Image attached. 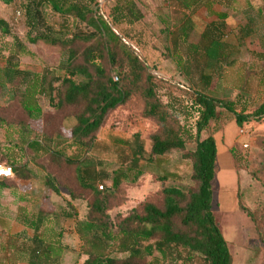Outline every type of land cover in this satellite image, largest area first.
Returning <instances> with one entry per match:
<instances>
[{
  "label": "trees",
  "instance_id": "16d2710c",
  "mask_svg": "<svg viewBox=\"0 0 264 264\" xmlns=\"http://www.w3.org/2000/svg\"><path fill=\"white\" fill-rule=\"evenodd\" d=\"M11 1L4 0L6 3ZM261 1L263 4L258 9L259 14L264 13V0ZM209 2L232 10L237 0L183 1L190 7L192 3L197 6ZM47 6L65 19L71 18L76 25H83L85 31L75 30L64 39L56 29H52L53 36L41 34L30 39L32 42L43 40L68 51V56L61 65L64 71L62 74L48 66L41 72L22 70L20 63L14 59L15 56L6 59V66L0 69L3 74V79L0 74V90L5 88V83L15 88L8 107H18L20 116L6 118L0 115V138L2 130L13 129L17 132L14 146L25 148L30 161L36 165H39L40 159L46 160L47 185L57 193L62 186L69 193L66 201L70 211L66 207L62 208L60 218L75 219L73 200H87L88 216L78 220L76 224V231L87 246L82 251L87 255L82 264H159L147 258L158 252L164 260H168L178 250L189 255L199 254L205 264H233L228 242L212 210V182L216 177L218 147L213 135L202 134L210 122L218 118L220 108L231 112L239 127L253 118L262 120L264 99L252 113H246V106L243 105L238 110L234 100L188 87L198 114L193 133L191 129L181 125L178 115L159 96L156 76L149 63L134 51L127 52L128 45L115 29L123 20L131 17L139 20L143 17L140 11H136L134 0H116L109 13L97 8L98 0H29L27 9L38 21L43 22ZM229 18L228 11L219 12L215 20L204 26L197 42L190 41L195 27L188 18L183 27L168 31V40L174 47L171 53L174 51L173 54L178 57L179 70L190 81H193V73L199 71L200 80L208 86L213 74L205 73V69L213 72L221 70L232 51L242 47L245 39L254 32L256 20L250 14L245 23L237 25V44H230L225 38L226 30L233 27ZM0 33L11 34L9 23L1 17ZM77 44L82 45L81 49H76ZM167 49L170 52L169 45ZM256 54L264 58V53ZM114 69L116 75L112 72ZM135 91H139L144 98V115L152 118L158 128L150 136L151 150L148 155L138 134L131 140H120L131 148L130 164L114 169L111 177L102 169V179L111 180V185L105 189L104 186L99 189L97 184L100 175L94 171L95 160L86 155L81 158L67 156L61 151L50 149L51 143L57 138L52 136L54 132H47L52 129L48 124L44 125L43 131L46 132L42 139L33 137L30 121L44 120L47 116L39 102V96L45 95L54 105V120L61 117L69 121L72 144L84 152L89 151L93 148L96 135L108 113L125 104ZM55 132H59L57 127ZM7 135L9 136V132ZM189 140L195 143V149L187 150ZM13 150L0 140V162L5 161L3 164L13 167L15 178L32 179L35 172L28 167V163L17 164V155ZM173 151H182V156L191 161V180L196 187L185 190L175 185L164 186L161 204L145 201L141 211L133 210L118 221L111 219L108 214L109 201L122 184L136 181L148 171L158 175L163 182L173 176L170 171L161 170L159 165H155L157 158ZM234 158L236 159L235 155ZM141 159L145 160L148 167L142 168L139 165ZM133 171L135 173L132 177ZM72 173L77 187L70 184V176H65ZM57 178L62 180L61 185ZM14 185L13 181L9 182L5 178L0 180L2 188ZM240 207L256 222L260 230L264 229L258 222L262 216L264 218V209L254 212L242 205ZM52 215V212L40 208L34 216L19 217L20 222L34 230V235L30 240L8 238V247L13 250L7 257L10 263L63 264L62 254L67 245H63L58 238L62 235L61 231L47 234ZM53 235H57V239L50 237ZM113 253L126 255L119 257ZM179 258H183L181 253Z\"/></svg>",
  "mask_w": 264,
  "mask_h": 264
},
{
  "label": "rangeland",
  "instance_id": "374dc122",
  "mask_svg": "<svg viewBox=\"0 0 264 264\" xmlns=\"http://www.w3.org/2000/svg\"><path fill=\"white\" fill-rule=\"evenodd\" d=\"M98 1L97 8L103 9L105 13H108L116 2V0ZM28 3L29 0H12L10 3L0 0V17L9 23L11 29L10 35L0 33V69L6 66V59L13 55L14 59L20 63L22 70L41 72L44 67L48 66L62 74L64 71L61 65H63L64 58H67L68 51L43 40L32 42L30 39L41 34L53 36L52 29H56L55 31H58L65 39L75 30L85 31V27L76 25L71 18L65 19L54 12L50 6L45 9L44 21H38L32 13L28 12ZM139 3L143 5L145 1L142 0ZM262 4L261 0H237L233 9L229 10V23L233 27L226 30L225 38L230 44H237L235 37L239 29L237 25L245 23L250 14L256 20L254 32L245 39L242 47L232 51L222 64L221 70L213 72L211 69H205V73L213 74L212 82L208 86L200 80L199 71L193 73V81H190L179 70L178 57L173 54L174 51L171 53L174 47L170 44L167 35L169 30L173 31L177 27H148L149 22L146 18L133 26L122 25L121 22L115 29L128 45L126 51H134L147 64L149 63L156 76L159 96L165 103L168 102L171 109L178 115L181 125L191 129L194 133L198 114L192 103V93L187 90L188 87L212 96L234 100L237 102L238 110L242 109L243 105L246 106V113H252L264 99V58L256 54L264 53V13H258ZM164 9L166 8L155 0L150 12L164 17L166 16ZM17 11H21L19 16ZM196 19L200 27H195L191 32V42L199 40L204 28L202 26L213 17L212 13L209 14L208 11L202 9L198 12ZM156 20L155 18V22ZM153 23L154 21L151 25ZM168 45L170 52L167 49ZM81 46L77 44L76 49H81ZM112 72L116 75V69ZM0 74L3 79V74L1 72ZM14 91L15 88L8 83H5V88L0 90L1 116L6 118L20 116L18 107H8ZM39 99L47 116L44 120L30 121L33 137L42 139L46 132V130L43 131L44 125L48 124L53 130L47 132L50 134L54 132L52 136L57 138L51 143L50 149L61 151L67 156L81 158L86 155L95 160L94 171L100 175L97 184L98 186L103 185L104 189L111 185V180L110 178L102 179V169L106 175L111 177L114 169L130 164L131 148L121 143V139L131 140L134 135L138 134L144 143L147 155L151 150L150 136L157 130L158 125L152 118L144 115V98L139 91H135L125 104L108 113L105 123L96 135L93 148L85 152L72 144L68 129L69 121L66 120V122L61 117L59 120H54V105L45 95L39 96ZM56 102L57 99L54 103ZM56 127L59 131L57 133L55 132ZM207 134L215 137L218 147L216 177L212 182L214 195L212 210L228 242L233 264H264V229L260 230L256 222L240 207L242 205L254 212H261L264 209V118L262 120L253 118L239 127L234 115L220 108L218 118L210 122L202 135ZM9 135L15 137L17 132L9 130ZM6 145L9 149L16 147L13 142ZM186 148L187 150L195 149V143L189 140ZM182 154V151H173L156 159L155 165H159L161 170L170 171L173 175L165 182L158 175L148 171L136 181H127L122 184L109 201L108 214L111 219L118 221L133 210L141 211L145 201L161 204L164 186L175 185L185 190L195 188L196 185L191 180V161L184 158ZM218 156L219 160H227L223 169L220 167ZM46 163L44 159L38 161L39 165L34 163L33 166L38 173L34 180L35 187L32 189L31 184L27 183L26 189L31 188L28 189V194L34 195L37 201L39 200L40 208L53 213L47 234H57L61 231L62 235L58 238L62 240L63 245H67V249L62 254V263L82 264L87 257L82 251L87 246L77 233L76 224L78 220L86 219L88 216L87 200L82 198L73 200L75 219L60 218L62 208L66 207L70 211L65 195L60 193L62 191L65 194L68 190L60 186L57 193L47 185ZM139 165L142 168L148 167L144 159L140 160ZM134 173L135 171L131 172L132 177ZM65 176H70L72 181L70 184L77 187V182L73 179L74 173L65 174ZM61 181L57 178L59 185ZM258 222L264 226L263 216ZM50 237L57 239V235ZM180 253L183 258H179ZM125 255V253L117 254L119 257ZM5 258L7 256L0 249L2 263L6 260ZM147 259L157 261L159 264H205L199 254L189 255L181 250H178L176 255L168 260H164L158 252Z\"/></svg>",
  "mask_w": 264,
  "mask_h": 264
},
{
  "label": "crops",
  "instance_id": "0c3cea01",
  "mask_svg": "<svg viewBox=\"0 0 264 264\" xmlns=\"http://www.w3.org/2000/svg\"><path fill=\"white\" fill-rule=\"evenodd\" d=\"M139 1L142 0H134L136 11H140L143 17L139 20H134L133 17H131L129 20H123L122 25L125 24L126 26H133L138 22H141L142 19L145 20L148 18V27H183L186 24L185 19L188 18V20L191 21L193 27H200L196 19V16L200 10L205 9L209 14L212 13L213 19H211L209 22L215 20L219 12H229L227 8L215 2H209L205 5L200 4L197 6L192 3L190 7L183 3L184 0H157L159 4L166 8L164 9L166 16L160 17L159 15L156 16L155 13L150 12L152 9V4L155 2V0H144L145 3L143 5L140 4ZM195 1L196 0H193V2ZM115 4L116 2L113 5ZM146 7H148V9ZM218 7L220 8L217 9ZM155 18L157 19L156 22ZM151 20L154 21L153 25H151ZM209 22H206L202 27H204ZM9 130L4 129L1 133L0 140L5 145L10 142L14 143V137L7 135ZM11 131H13V129H11ZM13 149L17 155V164L21 165L28 163V167L35 172V175L30 180H24L15 177L8 179L5 178L9 182L13 181L15 185L4 188L0 187V249L4 251L7 257L13 253V250L8 247V238L13 237L20 240H30L34 235V230L20 222L19 217L25 215L34 216L35 213H37L40 209L39 200L37 201V198H35L34 195L28 194V189H34V180L38 175L35 166H33L34 163L30 161V157L25 148L22 149L20 147H15ZM219 163L220 167L223 169L226 166L227 160L221 159L219 160ZM0 180H2V178H0ZM27 183L31 184V188L26 189ZM61 193L62 195H65L66 199L68 198V192L64 194L61 191ZM1 242H3V244ZM5 259L6 260H4V262L1 264H29L27 262L10 263L8 258Z\"/></svg>",
  "mask_w": 264,
  "mask_h": 264
},
{
  "label": "built area",
  "instance_id": "2783aa9c",
  "mask_svg": "<svg viewBox=\"0 0 264 264\" xmlns=\"http://www.w3.org/2000/svg\"><path fill=\"white\" fill-rule=\"evenodd\" d=\"M21 14V11H17V15L19 16ZM0 168H3L7 174L0 173V178H13L14 177V170L11 165L8 164H0ZM101 189H103V185L99 186Z\"/></svg>",
  "mask_w": 264,
  "mask_h": 264
},
{
  "label": "clouds",
  "instance_id": "9594fccd",
  "mask_svg": "<svg viewBox=\"0 0 264 264\" xmlns=\"http://www.w3.org/2000/svg\"><path fill=\"white\" fill-rule=\"evenodd\" d=\"M0 173L7 174L3 168H0Z\"/></svg>",
  "mask_w": 264,
  "mask_h": 264
}]
</instances>
